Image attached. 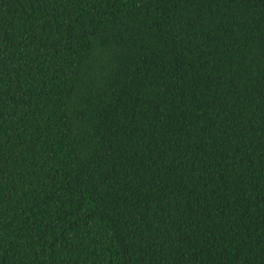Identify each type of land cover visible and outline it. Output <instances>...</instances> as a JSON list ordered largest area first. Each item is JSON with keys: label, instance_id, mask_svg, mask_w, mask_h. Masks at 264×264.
Instances as JSON below:
<instances>
[{"label": "trees", "instance_id": "1", "mask_svg": "<svg viewBox=\"0 0 264 264\" xmlns=\"http://www.w3.org/2000/svg\"><path fill=\"white\" fill-rule=\"evenodd\" d=\"M0 264H264V0H0Z\"/></svg>", "mask_w": 264, "mask_h": 264}]
</instances>
